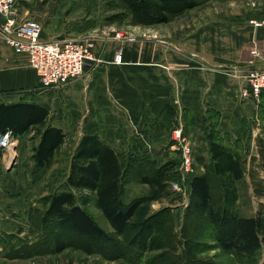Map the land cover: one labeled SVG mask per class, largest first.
<instances>
[{"label": "rangeland", "instance_id": "rangeland-1", "mask_svg": "<svg viewBox=\"0 0 264 264\" xmlns=\"http://www.w3.org/2000/svg\"><path fill=\"white\" fill-rule=\"evenodd\" d=\"M23 1H26L25 8L29 12L27 20L38 22L42 30L61 32L67 26L83 24L85 33H90L69 36L77 39L96 35L108 40L109 36L121 32L136 37L140 42L161 38L158 29L170 33L171 37L183 38L199 26L213 21L260 20L264 24V0H202L197 8L171 22L152 26L137 23L120 0ZM232 74L247 82L245 75L235 69ZM256 101L258 110L253 116H246L245 131L237 139L219 131L216 119L205 121L208 144L212 136L219 143L232 147L242 158L245 179L240 185L239 209L246 217L264 210V97ZM187 124L184 114L174 121L169 144L161 158L163 164L168 161L179 164V176L170 185L171 200L144 202L133 224L119 241L109 221L94 204L87 208L88 212L111 236L102 241L92 242L68 233L50 220L42 222L47 197L66 180L72 152L82 133L80 128L69 131L64 147L56 155L52 166L44 172L35 170L31 160L32 148L37 144L36 140H31L33 135H25L24 144L18 146L14 139L13 149H1L0 156V264H190L180 244L190 183L194 175L206 171L211 161L202 166L205 151L187 133ZM177 136L179 140L175 139ZM182 145L189 149V170L183 168ZM123 152L147 154L135 147ZM154 161L156 166L163 165ZM148 193L146 186L133 180L127 184L124 199L130 202L146 197ZM185 225L187 236L194 243L197 264H264V248L255 254L251 262L235 258L223 250L217 240L219 232L202 215L192 214L189 219L186 218ZM221 233L228 231L224 229ZM21 240H25L26 244H35L5 257V250L19 246ZM59 247L65 250L57 252Z\"/></svg>", "mask_w": 264, "mask_h": 264}, {"label": "crops", "instance_id": "crops-1", "mask_svg": "<svg viewBox=\"0 0 264 264\" xmlns=\"http://www.w3.org/2000/svg\"><path fill=\"white\" fill-rule=\"evenodd\" d=\"M25 2L16 6L23 21L29 13ZM253 21L263 22H208L183 38L158 29L161 38L140 42L91 35L86 39L99 62H89L84 74L69 84L46 89L28 56L16 53L0 38V104L42 106L50 112L51 124L67 137L71 129L80 128V138L98 135L119 152L135 147L161 165L174 121L184 114L187 133L205 151V166L211 161L205 121L216 119L219 131L237 139L245 131L246 116L258 110L255 99L241 95L247 82L232 74L237 67L264 68V24L257 27ZM89 33L83 24L61 32L45 28L41 40ZM120 49L123 62L117 64ZM254 50L260 56L254 57ZM24 138H15L17 146L24 144Z\"/></svg>", "mask_w": 264, "mask_h": 264}, {"label": "trees", "instance_id": "trees-1", "mask_svg": "<svg viewBox=\"0 0 264 264\" xmlns=\"http://www.w3.org/2000/svg\"><path fill=\"white\" fill-rule=\"evenodd\" d=\"M133 19L142 25H163L197 8L202 0H120ZM264 97V93L261 98ZM50 112L39 105L17 102L0 104V135L32 134L37 144L32 148L34 169L47 171L68 137L51 124ZM211 163L206 171L196 174L190 183L189 204L181 229L183 252L190 264H197L194 243L187 236L186 218L202 215L219 232L221 248L235 258L254 261L264 248V210L252 217L243 216L239 209L240 185L245 179L241 156L232 147L210 136ZM1 156V148H0ZM148 164L144 166V164ZM179 164L168 161L156 166L148 154H128L102 140L98 135H83L77 142L69 164L66 180L46 199L43 223L49 220L62 230L92 242L110 238L88 212L94 204L109 221L114 235L123 238L144 202L170 199V185L179 176ZM135 173V174H134ZM135 180L146 186L148 196L125 201L127 184ZM226 229L228 233H221ZM221 233V234H220ZM24 241V242H23ZM20 241L13 252L32 247L35 243ZM59 247L57 252H63Z\"/></svg>", "mask_w": 264, "mask_h": 264}, {"label": "built area", "instance_id": "built-area-1", "mask_svg": "<svg viewBox=\"0 0 264 264\" xmlns=\"http://www.w3.org/2000/svg\"><path fill=\"white\" fill-rule=\"evenodd\" d=\"M18 0H0V38L3 39L18 54L28 56L30 67L36 72L40 84L45 88L62 87L80 78L84 74L89 62H99L91 48L88 39L62 38L53 41H42L41 25L33 20H20L16 11ZM259 27L263 22H255ZM117 41L136 42V37L114 34ZM254 57L260 56L252 51ZM117 64L123 62V52L120 49L115 57ZM247 79V87L241 92L243 98L259 100L264 93V68L247 69L235 68ZM179 140L180 137H175ZM14 138L11 133L0 135V147L4 151H11ZM14 146V144H13ZM183 168L189 170V149L182 145Z\"/></svg>", "mask_w": 264, "mask_h": 264}, {"label": "bare ground", "instance_id": "bare-ground-1", "mask_svg": "<svg viewBox=\"0 0 264 264\" xmlns=\"http://www.w3.org/2000/svg\"><path fill=\"white\" fill-rule=\"evenodd\" d=\"M12 146H13V144H12ZM12 146H10V149H11V150H12V148H13Z\"/></svg>", "mask_w": 264, "mask_h": 264}]
</instances>
